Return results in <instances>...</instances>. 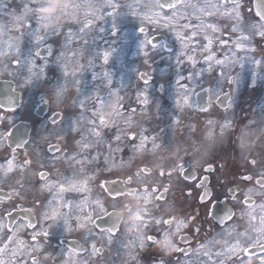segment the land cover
I'll list each match as a JSON object with an SVG mask.
<instances>
[{
	"label": "rangeland",
	"instance_id": "obj_1",
	"mask_svg": "<svg viewBox=\"0 0 264 264\" xmlns=\"http://www.w3.org/2000/svg\"><path fill=\"white\" fill-rule=\"evenodd\" d=\"M5 2V0H0V3ZM14 0H7L8 7L15 10V18H19L22 11L20 0H17V5H11ZM76 0H58L57 4L51 10V14L42 15L46 18V23L42 26V29L45 33H50L53 29L63 28L61 30L60 36L56 39L55 43L52 40H49V43H54L55 48L65 52L64 63L68 66V70L71 71L75 64L78 63H87L88 59H94L95 67L91 70L81 72L79 79L83 82L82 95L79 96L80 101L83 102L84 107L82 109H77L72 104V101L77 98V84L75 78L69 76L63 85V88H57L55 91L49 90L48 97L52 103V108L46 111V114L42 117H39L35 112V109L40 105V95L43 90L33 89L28 86L21 87L19 77H17L15 82V89L21 94L22 102L20 106L15 109H5L0 106V135L3 133H9L10 129L19 121L28 122L31 124V131L29 137V143L26 144L21 149L20 158L14 157L13 149L8 145V140H0V177L3 176V169L6 168V161L13 160L15 162L14 170L9 173L8 177H4L0 181V191L4 193H12V198L7 199L4 196L0 195V221L5 225L3 227L1 237L4 240L0 239V246H4L9 242V236L12 237L8 245V249L16 248L17 245H20L23 242L25 248H27L31 243L32 229H22L17 231L15 228L9 229L8 219L5 217V210L12 211L16 207L19 198L13 193V189L20 190L17 185V181L23 183L24 187L29 191L26 194V197L21 200V202L26 206H31L35 213L41 211V206L46 203L47 199H50L51 196L45 190L37 191L45 181L40 180L38 172L47 170L52 167L53 170L52 176L54 178H59L61 174L55 171V164H51V158L49 161V168L47 165H41L37 161L36 171L31 174V166L28 169H21V165L25 159H29L38 156V157H48V145L59 144L62 152H67L70 148L74 147L69 141L65 143L60 139L62 137V129L59 125L50 133L46 130H41L42 124L45 122L46 117L50 111H58L62 114L63 118H67L69 115L80 120L82 115L84 119L77 125V132L74 134L76 140L81 139L82 134H86L85 130L92 127L88 121H96L97 126L99 125V118L102 115L106 121H108L107 127L100 128L102 133V139L108 141L115 134V131H111L113 128L112 124L115 123L119 128H125V120L132 118L133 127L131 131L140 133L141 127L146 131L143 132L144 135L149 137V141L146 144V147L151 146V138L156 137V144L160 142L162 138L167 137L166 141L170 144V148H173L175 151H185L186 148H194L193 157L202 162L204 159L205 153L210 151L214 144H218L220 141V136L217 134L215 139L208 137L209 132H213V127L219 124L211 125L208 123L209 120L221 121L226 115L224 108L221 107L216 100V86L217 80H220V87L223 89V92L220 93V96L227 92L230 93L233 105H235L234 110L230 109L235 123V132L231 135L230 140L231 144L227 146L226 150H216L210 156L207 157V161H224L230 159L229 153L231 149H235L239 152L241 156L240 149L236 147L237 139L241 136V130L244 129L245 125L250 119H252L256 113L253 111L257 108L258 104L264 103V80L262 81L261 86H257V82L253 87L250 83L251 73L253 70V65L250 63L252 57L256 59L264 60V42L260 40L259 37L255 39L253 45L255 46V52H242L237 50L234 47V44L237 42L238 33H235L234 37H227L224 39L227 44L219 49L220 34L206 27L202 29H192L187 30V28L182 27L184 23H187L189 26L193 24L194 21H199L198 19L201 15L198 11H193L191 9L185 11L180 9L184 13V16H187V21L180 19L176 21L177 27L173 31L169 29H163L161 34L156 33L152 30V26L149 27L150 35H158L166 37L167 47L171 46L168 51H159L156 52L152 60L145 64V58L142 55H138V43L140 40V33L138 28L144 25L140 20L133 16H122L119 18V28L121 40L118 42L119 52L114 53L110 58L109 65L111 69L110 73L112 75L113 83L111 86H108L104 80L105 78L100 75L99 79H94L93 74H100L102 71H108L103 65V62L100 58H94L93 54L96 51H100L99 48L102 47L103 50L108 48V45L104 44V41L100 39V36H104L105 39L111 40L112 37L108 36L107 33H99L96 31L94 35L87 34L83 36V40H87L88 43L84 44L83 40L79 37L76 38V41L64 48L65 34L68 29H71L74 33L81 26L80 21H83L85 17L90 15L89 13L91 8L83 5L79 13V20L67 22L73 15V5ZM80 2V0H78ZM204 0H186V3L191 4H203ZM220 0H217V4ZM81 3V2H80ZM215 3V2H213ZM148 4V3H147ZM252 7V1L242 4V7L239 9L246 19L254 20L257 19L252 13H249L247 10ZM40 12L42 9H39ZM46 10V12H49ZM69 10V15H65L64 11ZM146 11L147 9H142ZM232 4L231 2L227 3L220 12H217L215 9H212V16H222L221 12L231 11ZM158 11V9H157ZM96 15H102L101 11L95 13ZM221 14V15H220ZM224 22L222 20L218 21V29L224 28V26L229 25V21L226 16H224ZM217 21V20H215ZM102 25L98 27H108L103 20H96ZM3 23L6 25L3 29V34L0 35V51L8 53L7 57H0V79L11 81L13 77L9 76L7 72L3 71L4 63L8 64L9 70H14V65H12V60L17 58H22L20 55L16 54L11 48L8 47L9 44H15V38L20 36L21 31L24 32L19 47L21 53H26L28 47L25 46V42L28 40V27L27 23H32V26L35 27L34 21H29L25 23V27L19 31L16 29L15 21L11 18H6ZM216 24V23H214ZM64 26V27H63ZM98 29V28H97ZM206 30V31H205ZM195 31V36L192 37V33ZM175 32H180L181 37L185 39L187 47H183L181 43V38H178L175 35ZM215 32V33H214ZM96 37L95 42L93 38ZM188 37H192L188 39ZM225 38L226 36L223 35ZM211 41V45H209ZM221 50V51H220ZM187 53V55L194 56L197 64L195 65V71L199 72L200 69H207L208 63L205 62V56H215L216 59H222L231 56L232 53H235V58L237 61H244V69L241 70L237 65H234V70L230 71L228 75L236 77L237 73L240 74V79L237 83L229 84L223 77H219L218 71L219 66L211 67L212 69L205 71L202 76H198L195 80H179V76L187 77L190 72L193 71V65L189 62L184 55H180L181 52ZM219 51V52H218ZM72 52L78 53L77 58H73L71 55ZM82 54V59L81 55ZM127 56V58H126ZM180 56V59L183 61L179 66L176 64V57ZM41 61L37 60V64ZM123 66L131 68L130 74L127 81L119 87L118 78L123 73ZM260 71V69H256ZM51 73L54 78L60 76V70L55 66H52ZM109 72V71H108ZM147 72L151 79L149 80L148 85H145L143 80H141L139 73ZM179 81V83H177ZM180 85H187V88H181ZM161 86H163V91H161ZM118 87V88H117ZM120 88V89H119ZM209 89L212 91L210 92ZM200 90H206L208 93V99L211 98V107L208 111H201L198 109L197 102V93ZM146 93L149 99V104L146 109H144L137 99L140 93ZM111 93V94H110ZM187 95L192 97L193 107L191 109H185L184 104H181L180 107H177L175 101ZM117 97L122 99L118 100ZM128 100L130 103L127 105L124 104ZM103 101V103H101ZM158 101L162 112H156L153 105L154 102ZM116 106L119 115L114 114V107ZM128 107L127 113L123 112V107ZM135 109V113L131 110ZM229 110V111H230ZM159 116V118H158ZM157 118V120L151 119ZM178 123L174 122L177 121ZM64 123V119L60 120V124ZM219 132V130H217ZM55 136L57 139H52ZM264 139V137H262ZM88 141H92V137L88 136ZM127 142V141H125ZM137 143L139 140L137 139ZM264 147H258L254 149L249 158L264 159ZM57 156H60L61 153H56ZM35 163V162H34ZM33 166V165H32ZM65 169V168H64ZM63 169V170H64ZM62 170V171H63ZM30 173L34 184V189H30V181L27 182V176ZM30 180V179H29ZM49 182V179L47 180ZM50 183V182H49ZM54 183V182H52ZM257 192L259 189L257 188ZM257 195V204L246 208L242 206L241 212L244 215L241 218V214L233 218L231 221L226 222L225 224H218L213 226L211 220L208 217H205V220L200 225L199 221L202 216L206 214L203 212L205 209L198 208L197 216L191 220V217H182L185 220V227L181 228L180 232L188 231L190 234L195 237L194 252L192 254L191 260H183L181 257L174 262L169 261V264H218V258L215 255L221 253L225 250L227 245H230L235 240V234L229 235L235 229L236 232H243L249 224L248 212H252L253 215L257 217V221L261 216H264V211L259 207L260 204L264 203L263 197ZM30 196H33L34 203L29 202ZM54 208L56 216L52 221L53 227L59 224L61 220L64 219L62 212V200L60 197H53ZM38 202V204H37ZM203 210V211H202ZM80 212H75L79 214ZM144 217L139 219L136 215H130L127 219L120 224L121 232L125 230L128 233L135 234L141 229V222ZM181 220V219H180ZM179 222V221H178ZM177 222V223H178ZM15 223L19 224L20 220L17 219ZM256 226H259L258 222ZM175 226V225H174ZM197 229L199 231L197 232ZM93 235L89 234L88 228H80L77 234L66 233L63 229V226H57L53 228L48 237V244L52 248H59L63 243L62 238L67 237V235H76L81 245L86 247V250L80 251H65L61 256H57L56 264H125L126 257L128 256V250H123L121 247V242L127 243L131 237H121L120 233L113 238L111 244L106 242L104 236L96 233L95 229L91 230ZM151 234V233H150ZM0 237V238H1ZM163 236L156 242V247L162 249L164 246L162 244ZM209 241H216V243H208ZM92 244H95L99 249L103 247V252L101 254L94 255L92 253ZM204 244L206 247L201 248L200 246ZM66 249L70 247L65 246ZM43 245L37 250V255L39 257L38 264H52L51 251L54 249L49 248L48 251L44 249ZM72 249V248H70ZM164 249V248H163ZM209 253L208 256H205L204 253ZM215 259V260H213ZM222 259V257H220ZM176 261V262H175ZM189 261V262H188ZM251 264H255L253 259Z\"/></svg>",
	"mask_w": 264,
	"mask_h": 264
},
{
	"label": "snow or ice",
	"instance_id": "obj_2",
	"mask_svg": "<svg viewBox=\"0 0 264 264\" xmlns=\"http://www.w3.org/2000/svg\"><path fill=\"white\" fill-rule=\"evenodd\" d=\"M228 0H220V2L213 3V0H205L203 5L186 3V0H150L148 4H143L142 0H102L101 7L108 9L102 13V15H96L95 13L91 14V18L85 17L83 21H80L81 26L74 33L71 29L65 34L64 48H67L76 41V38L79 37L83 40V36L87 35L89 31L95 26L96 20H103L108 27H99L97 31L101 34L107 33L108 36L112 37L111 40L105 39L104 36L99 38L104 41V44L108 45V48L103 51H96L93 56L94 58H100L103 62V65L109 63L110 58L114 53L119 52L118 42L121 40L120 28H119V18L122 16H133L140 20L146 26H140L138 32L140 33V40L138 43V55H142L145 60V64H148L152 60L153 55L159 51H168L166 42H162L158 35H150L149 27L152 26V30L158 34L162 33L163 29H169L173 31L177 25L176 21L184 19L187 21V16H184V13L180 9L185 11L191 9L193 11H198L201 14L211 17L213 15L212 9H215L217 12H220L222 8L225 7ZM232 4L231 11H223L222 15L226 16L229 21L230 29L238 33L237 42L234 44V47L242 52H255V46L253 42L257 37L264 42V0H252V7L247 11L252 13L257 19L248 20L239 10L242 7L241 0H230ZM22 11L19 18H15V10L8 7L7 0L0 3V35L3 34V29L6 26L3 21L6 18H11L14 20L15 27L19 31L25 27V23L29 21H34L35 27L32 26V23H27L28 31V40L29 45L26 53H21L19 43L24 36V32L21 31L20 36L16 37V43L9 44L8 47L11 48L16 54L20 55L22 58H17L12 60V65H14V70H9L8 64L4 63L3 71L13 79L11 81H5L4 83L9 85H14L17 77L20 80V86H28L33 89L43 90L40 95V103L44 107L51 109L52 103L48 97L49 90L55 91L57 88H63L65 80L72 76L75 78L77 84V98L72 101V104L77 109H82L84 107L83 102L80 101L79 96L82 95L83 82L79 79L81 72L91 70L95 67L94 59H88L87 63H76L71 71L68 70V66L64 63L65 52L59 48L54 47L56 39L61 34V28L53 29L50 33H45L42 29V26L46 23V18L43 17L40 13L37 0H20ZM83 5L76 0L73 5V15L72 17L65 22L77 21L79 20V13ZM89 8L96 7L95 5H88ZM142 9H147L143 11ZM158 9V11H157ZM64 27V26H63ZM182 27L187 28L189 25L184 23ZM207 28H210L213 31L218 30L217 24H208ZM195 31L192 33V37L195 36ZM175 35L178 38H181V43L183 47H187V43L184 38L181 37L180 32H175ZM192 37H188L191 39ZM96 37L93 38L95 42ZM49 40H52L54 43H49ZM84 44H87V40H83ZM222 44H226V41H221ZM211 45V41H209ZM71 55L73 58L78 57V53L72 52ZM82 57V54H80ZM180 55L186 56L187 60L193 65V71L188 74L187 77L179 76V80H195L198 76H202L205 71L211 69V64L209 63L214 59L213 56H205L204 60L208 63L207 69H200L199 72L195 71V65L197 61L194 56L187 55V53L181 52ZM8 53L0 51V57H7ZM37 60L41 63L37 64ZM3 62V61H0ZM183 61L180 59V56L176 57V64L179 66ZM250 63L253 65V70L251 73L250 83L254 87L258 79L264 80V60L256 59L252 57ZM215 64L219 66L218 75L223 77L229 84L237 83L240 79V74L237 73L236 77L228 75V73L234 70V65L239 66L241 70L244 69V61H237L235 58V53H232L231 56L226 57L225 59H215ZM52 66H55L60 70V76L54 78L50 75ZM256 69H260L257 71ZM102 75L105 80L104 82L111 86L113 83L112 75L108 71H102V73H94V79H99ZM141 80H143L145 85H148L151 77L147 72L139 73ZM179 83V81H177ZM181 88H187V85H180ZM11 91L15 92V88H11ZM161 91H163V86H161ZM211 92L212 90L209 89ZM217 95V102L221 103L224 108V112L228 113L232 108L233 100L230 93H223L225 99L228 101L227 104H223L221 101L220 93L223 92V89L220 87V80H217V86L215 89ZM111 94V93H110ZM118 100L122 99L117 97ZM139 104L146 109L149 104V99L146 93H140L137 97ZM15 103V101H11ZM103 103V101H101ZM177 107H180L181 104L189 105V97L187 95L175 101ZM2 106V105H0ZM191 107V105H189ZM114 114L119 115V112L114 105ZM156 112H162V108L158 101L154 102L153 105ZM211 107V98L209 97L206 102V106L201 107V111H208ZM135 113V109L131 110ZM256 115L248 121L244 129L241 130V136L237 139L236 147L240 149L241 157L245 161L246 165L250 166L254 172H246L241 175V179L246 181L254 182V187L248 189V195L244 197V205L251 207L255 201L253 199L254 195L258 194L261 197H264V159L249 158L252 151L258 147H264V103L258 104L257 108L253 110ZM64 119V123L60 124V120ZM84 119L81 115L80 120L69 115L67 118H63L61 113L58 111H50L46 117L45 122L41 126V130L49 131L50 133L59 125L62 129V137L60 139L66 144L71 141L74 147L70 148L67 152H62L59 144H49L48 145V154L51 158V161H56L58 159H66L70 163H74L77 166L83 169L85 165H92L100 162H104L105 167L108 171L120 170L123 168H130L134 163L138 155L143 153V150L146 147L149 137L144 135L143 132L146 131L141 127L140 133L131 131L133 124L132 118L125 120V128H119L113 122L112 127L116 128L115 134L108 141L102 139V133L100 128L107 127L108 121L101 115L99 118V125L97 126L96 121H88L92 125L91 128L86 129L85 133L81 135V139L76 140L74 134L78 131L77 125ZM178 123L177 121H174ZM209 124L216 125L219 124V132L213 133L209 132L208 137L215 139L216 135L220 136V141L218 144H214L212 149L205 153L204 159L202 162L191 160V172L185 168L184 165H178V170L185 173L183 179L185 181H196L199 180L197 187H202L204 189L203 194L200 196V201L203 203L206 199L211 198V190L209 184L211 183L210 177L208 175L197 177L196 167H202L203 171L206 173L215 174L217 167L212 164H208L207 167H204V164L207 163V157L210 156L216 150H226L227 146L231 144L230 137L235 132V123L231 115H225L221 121L209 120ZM11 133H3L0 135V140H10ZM88 136L92 137V141H88ZM52 139H57L53 136ZM137 139L139 142L137 143ZM127 141V143H125ZM156 137L151 138L152 148L156 149L159 145L156 144ZM29 141L22 140L15 144L16 148H21L24 145L28 144ZM101 145L104 146L105 152L107 155L97 151L95 156L90 155L91 151L98 149ZM11 146V145H9ZM125 148L128 149L130 155L127 160L123 159V153ZM15 153V149H13ZM56 153H61L60 156H57ZM88 153L89 155H85ZM191 155V154H190ZM192 156V155H191ZM80 157V159H77ZM119 158L120 163H116V159ZM43 159L47 160L48 157ZM42 164V162L40 161ZM32 164L30 159H25L21 165V169H27ZM223 167V166H219ZM15 166L12 161H8L7 168H4L3 176L0 177V181L4 177H7L8 173L14 170ZM151 173V169L148 167H143L138 169L135 173L136 178L147 176ZM165 172L160 171V176H164ZM169 176L172 175L171 171L168 173ZM40 180L45 181L36 190L47 192L50 194L51 198L47 199L46 203L41 206V211L35 213L33 208L18 207L14 208L12 211L5 210V217L8 219L7 227L11 230L15 228L17 231L22 229H32L31 241L32 243L25 248L23 242L20 245H17L16 248L8 249L7 245L0 246V264H38L39 257L37 255V250L41 245L44 246V250L48 251L49 248H52L48 244V237L53 228L57 226H63V229L66 233H71L75 228H88L89 234L93 235L92 229L96 230V233L105 237L106 242L111 244L113 238L120 233L121 237L127 236L131 237L127 243L121 242V247L123 250H128V256L126 257L125 264H169V261L166 259L168 256L162 249L156 247V242L163 235L168 234L167 230L171 229L176 234L177 248L176 252L189 253L191 249L178 247V244L181 242L187 243L188 237L180 236L181 228L185 227V220L181 219L178 223L174 218H165V216H155L153 215L152 209L146 206L143 216L144 219L141 222V229L135 234H131L123 230L121 232L120 222L115 218L116 217V203L121 201L125 194L129 191L130 188H127V184L132 183V176H129L127 180L117 179L109 184L108 181H105L102 187H105L108 193V196L111 197L109 204L102 202V199H96L93 203V209L87 215L81 217L75 214V210L80 207L74 201L66 200L64 194L68 191L79 192L87 190V179L78 182L70 183L65 186V183L52 184L47 181L48 174L44 171L38 172ZM81 184L84 187H81ZM18 188L13 189L15 196L21 200L26 197V189L20 181H17ZM222 187L227 185L222 183ZM257 188L259 192H257ZM131 191L137 192L142 191L145 193L149 192V187L147 184L142 189L131 188ZM168 189L164 188V193H161L158 196L153 197L155 200H163L164 194L167 193ZM228 193L235 199V193L239 191V186L227 188ZM153 194L159 192V189L156 187L151 188ZM191 195V192L188 193ZM5 198L11 199L12 193H5ZM60 197L62 200V212L64 219L60 221L59 224L53 227L52 221L56 216L53 197ZM227 203V201H224ZM154 208H158L159 205L153 204ZM215 207V205H214ZM259 207L264 211V203L260 204ZM244 213H241V218ZM249 224L248 227L244 229L243 232H236L233 229V232L229 235L235 234V240L230 245H227L225 250L221 253H217L218 264H247L249 259H254L255 264H264V216H261L257 221V217L248 212ZM235 213L232 210L227 209L222 214L217 216L218 222L224 224L228 221H231ZM19 218L20 223L17 224L15 221ZM258 222L259 226H256ZM175 225V227H173ZM5 225L0 221V228H3ZM154 229V231H153ZM199 229H197V232ZM151 233V234H150ZM9 241H12V237L9 236ZM69 244H77V241L67 242ZM208 243H216V241H209ZM65 243H62L59 248L51 251L50 259L52 264H56L57 256L63 255L65 251H75L74 249H66L64 247ZM201 248L206 247L202 244ZM103 252V247L97 248L95 244H92V253L94 255L101 254ZM205 256H208L209 253L205 252ZM222 257V259H220ZM63 264V262H62Z\"/></svg>",
	"mask_w": 264,
	"mask_h": 264
},
{
	"label": "flooded vegetation",
	"instance_id": "obj_3",
	"mask_svg": "<svg viewBox=\"0 0 264 264\" xmlns=\"http://www.w3.org/2000/svg\"><path fill=\"white\" fill-rule=\"evenodd\" d=\"M58 0H37L39 9H42L40 12L41 15H48L51 14V10L56 6ZM70 1V0H68ZM250 0H241V3L244 4L246 2H249ZM252 1V0H251ZM82 5H85L88 7V5H95L96 7H92L89 13L88 18H91L92 13H97L98 11L103 13L104 11L108 10L103 7H101L102 0H80ZM127 2V0H126ZM150 0H142L143 4L149 3ZM217 0L215 1V3ZM230 0H228L227 3H229ZM205 3V2H204ZM203 3V4H204ZM17 0H14V2L11 3V5H17ZM201 4V5H203ZM46 10H49V12H46ZM65 15H69V10L64 11ZM102 25L100 22L95 21V26L91 31H89L87 34L94 35L97 31L98 26ZM166 37H164V41L166 42ZM100 51H103L102 47L99 48ZM83 57H81L82 59ZM83 60V59H82ZM105 67L112 69L109 67V65H105ZM110 72V71H109ZM130 103V102H129ZM124 104H128L124 102ZM126 108V106H124ZM128 107L126 110L128 111ZM127 111L123 110L124 113H127ZM111 131L116 132V128H111ZM167 137L162 138L157 145H159L158 148L153 149L152 145L145 147L143 150V153L141 155H138L135 159L134 163L131 165L130 168H123L120 170H113L108 171L105 167L104 162L101 160L100 162L92 165H85L83 169L79 166H77L74 163L68 162L66 159H58L54 162H50V156H48L49 159L45 160L43 157L34 156L31 160L32 161L31 166V174H33L36 171V165L37 161H41V165H47L49 168V164H55V171L59 172L61 176L59 178H54L52 175V172H50V169L53 170L52 167H50L47 170H43L48 174L47 180L49 179V182L52 184L57 183H65V186L67 187L70 183H78L85 179H87V190L79 191V192H73L68 191L64 194L66 200L74 201L77 205H80L75 212H80L79 215L81 217L87 215L89 212L93 209V203L96 199H102V202L106 205L109 204L111 201V197L108 196L107 190L105 187H102L105 181H108L109 184H111L112 181L117 179H123L127 180L129 176H132L133 180L131 184H127L126 187L130 188L129 191L125 194L124 198L121 201H117L116 203V215L119 214L121 221L120 224H122L128 216L136 215L137 217H144L143 213L148 205L150 209H152L153 215L155 216H165V218H174L176 222L180 221L182 217H191V220L193 217L195 218L197 216V212L200 209H205L203 212H206L199 221L200 225L205 220V217H208L209 220L212 221L213 226H217V221L211 216V209L213 207V204L215 202H224L225 200L228 205L227 207H230L232 211L235 213V216L233 218H236V216H239L241 213L242 206H245L243 201L245 195H248V189L254 187V182L252 181H246L241 179V175L245 174L246 172H254L250 166L246 165L245 161L242 159V157L239 155V152L235 149H231L229 156L230 159L224 160V161H207L206 164H204V167H207L208 164H212L213 166L217 167V171L215 174L206 173L203 171L202 167L197 166L195 171L197 177L208 175L210 177L211 183L209 184V188L211 190V198L201 203L200 196L203 194L204 189L202 187H197L199 184V180L196 181H185L183 179V176L185 173L180 172L178 170V165H184L185 168L188 170V172H191V164L189 163L191 160L197 161L193 157L194 148H186L185 151H175L173 148H170V144L168 141H166ZM168 140V139H167ZM127 143V142H125ZM60 146V145H59ZM21 149H17L15 151V158H20ZM68 151V150H67ZM97 151L100 153H103L104 155H107L105 152L104 146L101 145L98 149H94L91 151L90 155L95 156L97 154ZM192 156H191V155ZM85 155H89L86 153ZM130 153L127 148H125V151L123 153V159L127 160ZM77 159H80V157H77ZM35 162V163H34ZM116 163H120L119 158L116 159ZM53 164V165H54ZM33 165V166H32ZM29 166V167H30ZM219 166H223L222 168ZM28 167V168H29ZM148 167L151 169V173L147 176H143L140 178H136L135 173L138 171V169ZM27 168V169H28ZM65 168V169H64ZM64 169V170H63ZM63 170V171H62ZM163 170L165 172L164 176H160V171ZM171 171L172 175L169 176L168 173ZM30 173L27 176V182L30 181V189H34V184L31 180L33 176L30 175ZM30 179V180H29ZM222 183L226 184V187H222ZM145 184L149 187V192L145 193L142 191L133 192L131 191V188H137L142 189ZM239 186V191L235 193V199L232 198V196L228 193L227 188L230 187H236ZM81 187L83 188L84 185L81 184ZM156 187L159 189V192L153 194L151 192V188ZM164 188H167V193L164 194L163 200H155L153 199L154 195L158 196L161 193H164ZM191 192V195H188V193ZM31 204L34 203L33 196H30ZM255 203L252 205L257 204V195H254L253 197ZM159 205L158 208H154L153 204ZM38 204V202H37ZM63 204V203H62ZM25 207L30 208L31 206H25L21 200L16 203V207ZM246 208H249L248 206H245ZM19 219V218H18ZM219 224V223H218ZM173 227H175L173 225ZM80 228H75L74 225V234H77L79 232ZM154 231V229H153ZM169 233V240L170 246L167 248L164 244V239L162 238V244H163V251L167 252L169 250L170 252L167 254V260H170L171 262H174V260H177L178 257L183 260H191L192 254L194 252V244H195V237H193L192 234L188 231L180 232V236H186L188 237V242L184 243L181 242L178 244V247L181 248H187L191 249V252L189 253H181L176 252L177 248V240H176V234L171 229L167 230ZM63 243H65V246H68L72 248V246H69V244L66 241L63 240H74L77 241L79 245H81V242L79 238L76 235H67V237H64L61 239ZM159 240V239H158ZM157 240V241H158ZM84 247L83 251L86 250V247ZM159 248V246L157 247ZM73 249V248H72ZM82 252V251H81ZM253 259H249L247 264H251ZM176 262V261H175ZM189 262V261H188Z\"/></svg>",
	"mask_w": 264,
	"mask_h": 264
},
{
	"label": "water",
	"instance_id": "obj_4",
	"mask_svg": "<svg viewBox=\"0 0 264 264\" xmlns=\"http://www.w3.org/2000/svg\"><path fill=\"white\" fill-rule=\"evenodd\" d=\"M158 38L161 40L162 37L158 36ZM5 81L9 80H0V104L2 107L7 108V109H14L17 108L21 104V94L18 93V91H11V88L14 87V85H9L4 83ZM198 94V101H199V109L201 107L206 106L207 102V92L206 91H200ZM221 101H223V104H227V100L225 99L224 95H221ZM15 101V103L11 102ZM218 104L223 107L221 103L218 102ZM46 111H48V108L44 107L43 104H40L37 109L35 110L34 113H36L38 116L42 117L46 114ZM30 131H31V125L28 122L24 121H19L15 123V125L11 128L10 132L11 139L8 140V144L11 145L10 147L13 149H16L15 144L19 141L22 140H29L30 136ZM55 144V143H54ZM15 154V153H14ZM3 192H0V194ZM208 200V199H206ZM205 200V201H206ZM215 205V207H214ZM224 202H215L213 204V207L211 209V216L218 222L217 216L222 214L225 210L230 209V207H227ZM232 210V209H230ZM233 212V211H232ZM119 222L121 221L120 215L117 214L115 217ZM66 242L74 241V240H63ZM69 244V243H68ZM69 246H72L76 248L77 250L83 251L84 247L81 245L77 244H69Z\"/></svg>",
	"mask_w": 264,
	"mask_h": 264
},
{
	"label": "bare ground",
	"instance_id": "obj_5",
	"mask_svg": "<svg viewBox=\"0 0 264 264\" xmlns=\"http://www.w3.org/2000/svg\"><path fill=\"white\" fill-rule=\"evenodd\" d=\"M223 16V18H222V21L224 22V15H222ZM248 20H250V19H248ZM217 34L219 33L220 34V32H221V35H219V37H220V42H219V49H222L226 44H222L221 43V41H225L224 39H226L227 37H234L235 36V32H233L231 29H230V27H229V25H226V26H224V28H222V29H218L217 31H215ZM214 32V33H215ZM223 35L224 36H226L225 38L223 37ZM25 46H29V43L26 41L25 42ZM221 51V50H220ZM219 52V51H218ZM214 57V59L212 60V61H210L209 63H211L212 64V67H215V66H218V65H216L215 64V56H213ZM126 58H127V56H126ZM222 59H224V58H222ZM124 67V69H123V74L122 75H120L119 77H117L118 78V84H119V87L120 86H122L126 81H127V79H128V77L127 76H129V74H130V71H131V68H129V67H127V66H123ZM212 67H211V69H212ZM260 80H262V79H258L257 80V86H261V84H262V81H260ZM118 88V87H117ZM120 89V88H119ZM126 103H129V101L128 100H126ZM193 101H192V97H190L189 96V105H191V107L189 106V105H184V108L185 109H191L192 107H193ZM234 108H235V105L232 107V110H234ZM230 113H232L231 112V110L228 112V113H226L227 115H231ZM213 133H218L217 132V130H219V128L217 127V126H214L213 128ZM262 139V141H264V139L263 138H261ZM263 157H264V154H263ZM10 160V159H9ZM9 160H7L5 163H6V168H7V166H8V161ZM12 161V163H13V165L15 164V162H13V160H11ZM9 176V173H8V175H7V177ZM263 200H264V197H263ZM0 202H1V199H0ZM63 203V202H62ZM139 219H141L140 217H138ZM2 230H3V228H0V237H1V233H2ZM168 232V231H167ZM169 233L168 234H166V235H163V241H164V244H165V246L168 248L169 246H170V241H168L169 240ZM3 238H5V236H2L0 239H1V241L2 240H4ZM9 243H10V241L6 244L7 245V247H8V245H9ZM44 248H41L40 250L42 251ZM163 250V249H162ZM170 251L169 250H167V252H165V254L167 255L168 253H169ZM216 257H213V258H218L217 257V255H215ZM50 257V256H49ZM215 259H213V260H215ZM217 260V259H216ZM80 264H81V262H79Z\"/></svg>",
	"mask_w": 264,
	"mask_h": 264
}]
</instances>
